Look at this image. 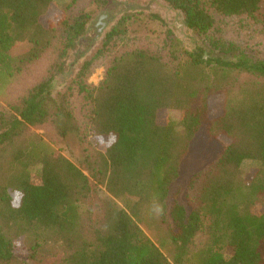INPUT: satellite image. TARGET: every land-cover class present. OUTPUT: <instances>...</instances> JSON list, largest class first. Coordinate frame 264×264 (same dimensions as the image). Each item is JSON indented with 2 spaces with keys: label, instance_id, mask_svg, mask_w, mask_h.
<instances>
[{
  "label": "trees",
  "instance_id": "1",
  "mask_svg": "<svg viewBox=\"0 0 264 264\" xmlns=\"http://www.w3.org/2000/svg\"><path fill=\"white\" fill-rule=\"evenodd\" d=\"M54 1L0 0V264H264V46L215 34L222 19L264 24V0H163L201 40L192 48L172 32L128 43L126 12L74 72L72 52L111 0H69L50 24ZM201 130L226 141L182 203L170 189ZM71 137L88 174L53 144ZM246 160L259 167L247 174Z\"/></svg>",
  "mask_w": 264,
  "mask_h": 264
},
{
  "label": "rangeland",
  "instance_id": "2",
  "mask_svg": "<svg viewBox=\"0 0 264 264\" xmlns=\"http://www.w3.org/2000/svg\"><path fill=\"white\" fill-rule=\"evenodd\" d=\"M69 0H55L52 11L46 15L45 21L50 24H54L59 19L61 14L60 7L65 5ZM131 14L130 33L127 40L128 43L147 42L153 41L155 43H161L169 32L174 33L184 44L190 48L194 47L196 43L201 44L199 37L193 33L190 29L183 25V16L180 12L172 9L163 0H111L110 4L104 12L98 14L93 22L90 24L85 40H81L80 47L76 52H72L69 62L72 64L71 70L74 72L79 64L87 56H91L96 52L105 33L111 28V26L125 13ZM261 19L264 20V5L261 10ZM103 15H106L102 17ZM158 15L164 22H166L169 28L164 27L159 22L153 21L152 17ZM220 26L215 31V34L222 36L229 42H234L243 47H255L261 51L262 39L264 37V24L260 22H247V20H219ZM103 25V26H102ZM100 30V31H99ZM259 43V44H258ZM262 44V45H261ZM119 46V45H117ZM30 47V44H23L19 46L16 51H24ZM118 48V47H115ZM113 48V50L115 49ZM86 53L82 58L78 57L79 54ZM98 60L100 64L93 71L88 78L90 84L96 85L103 77L104 65L107 60V55ZM69 81V80H68ZM68 81H58L56 87L61 89ZM76 100V107L78 105V99ZM217 104L216 102L214 103ZM0 108L8 109L7 104L0 99ZM172 116L175 119L179 118L177 111H172ZM45 129L43 128H30L32 135H38L42 138H47ZM226 141V138L220 137V139H209L203 130L199 131L192 140L189 151L181 163L180 174L177 181L171 186L170 194L177 195L178 200L182 203L185 202V193L190 177L210 163L222 149V143ZM64 156L73 161L75 164L88 174L86 166L84 164V149L85 146L77 137H71L65 142L56 141L53 143ZM259 167L258 163L250 160H246L242 169L247 174L252 170ZM98 195L110 199L118 208H123V204L120 200L112 198L106 193V191L99 187ZM15 199L18 196L15 195ZM147 236L155 240L153 234L145 230ZM16 253L25 258L26 252L22 245V241H19L15 245ZM57 256H46V259L39 261L24 259V264H57Z\"/></svg>",
  "mask_w": 264,
  "mask_h": 264
},
{
  "label": "water",
  "instance_id": "3",
  "mask_svg": "<svg viewBox=\"0 0 264 264\" xmlns=\"http://www.w3.org/2000/svg\"><path fill=\"white\" fill-rule=\"evenodd\" d=\"M102 17H104V15H103ZM99 31H100V30H99Z\"/></svg>",
  "mask_w": 264,
  "mask_h": 264
},
{
  "label": "flooded vegetation",
  "instance_id": "4",
  "mask_svg": "<svg viewBox=\"0 0 264 264\" xmlns=\"http://www.w3.org/2000/svg\"><path fill=\"white\" fill-rule=\"evenodd\" d=\"M104 16H106V15H104ZM103 26V25H102Z\"/></svg>",
  "mask_w": 264,
  "mask_h": 264
}]
</instances>
